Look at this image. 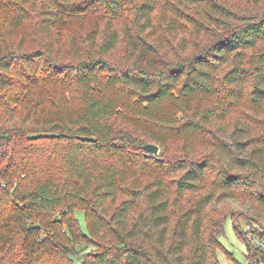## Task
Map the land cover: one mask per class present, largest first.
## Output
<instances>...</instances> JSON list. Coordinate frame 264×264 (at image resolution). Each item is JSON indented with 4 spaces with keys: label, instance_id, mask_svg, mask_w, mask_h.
I'll return each instance as SVG.
<instances>
[{
    "label": "trees",
    "instance_id": "obj_1",
    "mask_svg": "<svg viewBox=\"0 0 264 264\" xmlns=\"http://www.w3.org/2000/svg\"><path fill=\"white\" fill-rule=\"evenodd\" d=\"M228 199L263 235L264 0H0V264H220Z\"/></svg>",
    "mask_w": 264,
    "mask_h": 264
},
{
    "label": "rangeland",
    "instance_id": "obj_2",
    "mask_svg": "<svg viewBox=\"0 0 264 264\" xmlns=\"http://www.w3.org/2000/svg\"><path fill=\"white\" fill-rule=\"evenodd\" d=\"M237 2L244 6L246 3V0H237ZM227 129L229 132L233 128V120L230 119L226 123ZM155 145V144H154ZM158 146V145H156ZM178 145L173 146L171 148L172 153L176 151V148ZM159 147V146H158ZM162 152L161 148L159 147V153ZM217 207L223 206V204H215ZM224 206L231 212H233L236 216V219L240 214H243L240 217V220L236 222V220L229 216L224 224V233L220 237V242L223 246L224 251L218 252V259L220 264H251V260L248 257V251H249V243L246 242V240L243 238V235L241 233L247 232L249 228L255 232L260 237H264V234L259 232L261 231V226L252 225L251 222L254 218V214L256 213L254 209L252 210L251 204L248 202H242L240 200H234V199H228L226 201V204ZM259 213L264 217V206H258L254 205ZM77 218L79 219V222L82 226V228L85 229V218L84 213L81 211H78L76 213ZM250 217V218H249ZM264 222V218L261 219ZM237 225L240 226V229L237 228ZM264 227V226H263ZM84 246H80L79 248H83ZM255 250V249H254ZM263 262H260V264Z\"/></svg>",
    "mask_w": 264,
    "mask_h": 264
},
{
    "label": "built area",
    "instance_id": "obj_3",
    "mask_svg": "<svg viewBox=\"0 0 264 264\" xmlns=\"http://www.w3.org/2000/svg\"><path fill=\"white\" fill-rule=\"evenodd\" d=\"M246 240L251 245L252 248L264 253V237H260L251 228L246 232ZM264 264V263H261Z\"/></svg>",
    "mask_w": 264,
    "mask_h": 264
},
{
    "label": "water",
    "instance_id": "obj_4",
    "mask_svg": "<svg viewBox=\"0 0 264 264\" xmlns=\"http://www.w3.org/2000/svg\"><path fill=\"white\" fill-rule=\"evenodd\" d=\"M144 149L153 155H157L159 153V147L154 144H147L144 146Z\"/></svg>",
    "mask_w": 264,
    "mask_h": 264
}]
</instances>
